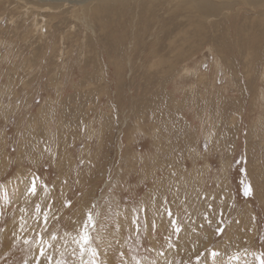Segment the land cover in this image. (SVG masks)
I'll list each match as a JSON object with an SVG mask.
<instances>
[{"label":"rangeland","instance_id":"rangeland-1","mask_svg":"<svg viewBox=\"0 0 264 264\" xmlns=\"http://www.w3.org/2000/svg\"><path fill=\"white\" fill-rule=\"evenodd\" d=\"M74 1L0 0V264H260L264 0Z\"/></svg>","mask_w":264,"mask_h":264},{"label":"snow or ice","instance_id":"snow-or-ice-1","mask_svg":"<svg viewBox=\"0 0 264 264\" xmlns=\"http://www.w3.org/2000/svg\"><path fill=\"white\" fill-rule=\"evenodd\" d=\"M29 191L32 192V194H35V185H33L29 189ZM250 193H251V187L250 186L246 187L244 191V195L248 196L250 195ZM92 221H93L92 214L89 213L88 220L85 224L84 230L82 231V233L79 235L78 238L74 239V243H76L79 246L80 256L84 257L86 253L89 256V260L88 261L82 260V264H96L97 252H96V249L92 246L93 238L90 236L89 229H88V225L92 224ZM177 231H179L178 228H177ZM53 239H55V237H53ZM39 251H40L41 256H45V249L43 247H41ZM212 255L213 257H215L217 253L213 252ZM47 259L49 261V264H51L52 257L48 256ZM37 264H39V261L37 262ZM56 264H65V262L63 260H58ZM260 264H264V260H261Z\"/></svg>","mask_w":264,"mask_h":264},{"label":"bare ground","instance_id":"bare-ground-1","mask_svg":"<svg viewBox=\"0 0 264 264\" xmlns=\"http://www.w3.org/2000/svg\"><path fill=\"white\" fill-rule=\"evenodd\" d=\"M44 1H48V0H44ZM55 1H71V0H55ZM190 1V0H189ZM205 0H199V2H201V3H203ZM213 1V0H212ZM233 1V0H232ZM256 1V0H255ZM82 2H84V3H86V1H80V0H75L74 2H72V3H76V4H80V3H82ZM107 2V1H106ZM108 2H111V1H108ZM143 2V1H142ZM141 2V3H142ZM155 2V1H154ZM166 2V1H165ZM241 2V1H240ZM239 2V3H240ZM245 2V1H244ZM150 3H152V2H150ZM163 3V2H162ZM204 3H206V2H204ZM203 3V4H204ZM211 3V2H210ZM209 3V4H210ZM216 3V2H215ZM252 3V2H251ZM208 4V3H207ZM227 4V3H226ZM83 5V4H82ZM153 5V4H152ZM213 6H214V4H212ZM197 6V5H196ZM216 6V5H215ZM224 6V5H223ZM234 6V5H233ZM195 7V6H194ZM226 7V6H225ZM237 7V6H236ZM235 7V8H236ZM162 8H163V6H162ZM215 8V7H214ZM224 8V7H223ZM231 8V7H230ZM234 7L232 8V9H235ZM215 9H218V8H215ZM205 10V9H204ZM225 10V9H224ZM228 10V9H227ZM183 11H185V10H183ZM229 11V10H228ZM231 11V10H230ZM164 12V11H163ZM212 15L214 14V13H211ZM211 16V15H210ZM224 16V15H223ZM218 17H220V16H218ZM225 17V16H224ZM87 25V24H86ZM195 31V30H194ZM201 35V34H200ZM98 222V221H97ZM148 257V256H147ZM83 261H85V259L83 260Z\"/></svg>","mask_w":264,"mask_h":264}]
</instances>
